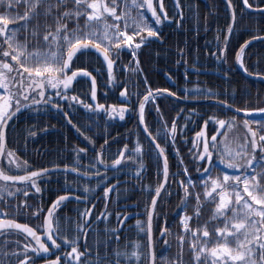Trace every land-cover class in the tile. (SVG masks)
<instances>
[{
  "label": "snow or ice",
  "instance_id": "6c2138e0",
  "mask_svg": "<svg viewBox=\"0 0 264 264\" xmlns=\"http://www.w3.org/2000/svg\"><path fill=\"white\" fill-rule=\"evenodd\" d=\"M225 4L231 14V23L227 26L228 35L224 38L223 47L218 46L219 56L217 59L221 63L227 62L228 40L233 34L237 22V5L233 3V0H225ZM175 5L179 9L181 7L180 0H175ZM117 7L116 0H112L111 6L101 3L100 0H0V90H3V94H0V181L5 182L4 186H0V193L5 190L7 182H11L13 185H19L16 189L17 193L22 192V195L28 198L27 188L35 189L36 193H41L37 181L50 175L47 168L38 171L28 170L26 162L21 165L15 153L6 149V131L11 127V124L15 123L19 115L23 114V111L31 110L40 114L42 108L54 109L57 113L68 117L69 113L64 111L60 103L65 101L68 102L69 108L79 104L97 115L104 113L112 119H115V115H118L121 121L125 119L124 114L128 111L125 107L117 108L112 105L106 108L103 104H90L80 100L79 96L69 97L68 95L70 91L74 90V82L77 84L81 82L79 77L90 78L91 100L95 101L97 96L95 77L83 68H76V62L82 61V58L85 57H95L98 62L107 65L108 79L111 81L113 66L125 48L130 49L135 58L137 50L152 42V38H158L161 30L159 26L168 21V14L163 9L162 0L159 3L160 15L153 7L152 0H131L130 5L125 2V10L119 13ZM239 7L241 19L245 12L250 16L255 14L264 18V0H239ZM130 9L137 10V16L131 21L134 25L131 35L128 34ZM141 9L143 11H140ZM105 13L113 18V24H102L107 19ZM178 15L181 19L183 18L182 13H178ZM122 18L125 21L123 30L119 27ZM145 32L146 36L143 35ZM21 34H23L22 38ZM134 36L139 37V42L135 44H133ZM32 41H34V48L30 51L29 44ZM254 41L264 44V35H252V38L245 41L239 51L235 53L236 64L248 75H252V73L249 72L244 57L246 49ZM213 55L216 56V53ZM74 68L76 70H73ZM13 72L16 73L15 76L12 75ZM257 75L264 78V74L258 72ZM225 78H227V74H225ZM185 80H187V74H185ZM182 91L185 100L189 96H204L209 99L217 96L210 90L199 88H185ZM156 92L161 96L164 93H167V97L175 96V93L169 92L167 89H157ZM120 95L121 97L126 96V91H122ZM155 98V94L149 89L143 100L139 102V123L144 125L143 132L149 138V150L154 145L157 150V159L164 157L163 175L166 183L168 178L167 157L165 149L156 143V140L160 138L159 130L154 135L153 131L145 124L144 118L145 104L154 103ZM216 103L226 111H234L235 115L227 120L209 117V120H213L218 125L217 134L225 139L218 141V135H213L210 141L205 140L203 154L199 156V159L206 160L209 164L212 163L213 157L210 148L216 150L218 143H227L228 133L235 125L236 116L242 111L244 112L243 127L246 129L247 135L244 143L238 145V151L233 153L228 150L226 153H221L223 158L220 159V163L224 165L225 169L233 170V174L226 171L222 178L219 176L212 178L210 168L203 170L205 174L201 177L204 188L203 196L206 202L215 204L209 221L200 224L203 207L201 194L190 191V189H195V182L190 177L187 183L180 181V186L185 194L183 201L185 208L189 197L194 198L195 205L192 216L180 217L179 223L183 228V232L178 235L180 252L169 264H184L183 247L186 242L192 253L193 264H264V120L249 119L257 113L264 115V108L257 109L254 113L247 109H233L226 100L217 99ZM156 111L160 114L159 107L156 108ZM67 122L85 140L92 143L90 138L85 136L71 119H68ZM252 123L257 125L256 130L251 127ZM207 124L208 121H205V126ZM164 128L165 136H167L166 123ZM42 131L46 133L47 129ZM175 133L176 122L173 121L171 124L173 139ZM37 134L35 125L27 129L28 138H35ZM203 135V132L197 133V136L202 137ZM107 143L108 141L105 140V144ZM73 151L76 152L77 164L71 168L65 166L63 171L65 174L75 173L78 178L93 171L96 176L104 179L100 173V165H103L105 170L111 168L118 171L120 167L129 166V161L135 164L137 158H141L143 155V147L137 141L132 148L125 144L124 150L118 152L117 158L110 165L101 158V153H96L89 161V165L84 167L79 164V161L87 155L86 149L76 148ZM125 153H127L126 158ZM5 157L8 158V167L15 164L18 172L23 170L25 174H6L3 170L5 167L3 158ZM140 167H143L142 164ZM185 174H187V169H185ZM136 175L139 176L140 172L137 171ZM161 188H163V184L155 189V195L151 199V210L147 212L146 228L141 225L140 221H137L139 230L146 234L147 253L142 251L144 246L140 242L130 241L131 248L126 244L123 250L119 247L113 250V264H144L145 258L149 264H156V256L152 251V212L155 210ZM108 191L111 189L105 191V196ZM8 195L15 194L8 191ZM69 199L68 196H59L47 210L42 229L45 236L44 242L38 235L41 229L34 230L27 224L17 223L14 219L7 218H0V236L7 234L4 230H15L17 233L25 234L26 237H31L36 246L25 244L24 248L33 254L49 253L47 241H50L51 246L55 249H60L62 246L70 248L71 251L65 254L64 264H80L83 253H80L77 247L79 236L62 235V225L55 217L54 210ZM0 200H2V196H0ZM23 209L31 210V206L27 204L26 200L23 205L17 206L18 211ZM43 211V208L37 206L32 215L39 219ZM79 215L83 218H90L91 210L85 209ZM6 216L7 213L0 212V217ZM191 221L196 223L195 228L190 226ZM213 221L216 223L213 230L210 231L208 224ZM71 223L72 221L69 220L68 224ZM84 223H87V219L84 220ZM76 231L78 234L82 232L79 223ZM167 235V229L161 231L162 238ZM113 236L118 243L120 237L117 230H113ZM57 240H60L61 243L58 244ZM164 243L167 244L166 239ZM28 251L24 252V259H19L21 254L18 252H13L11 255L18 258V264H34L28 256ZM4 255L7 256L8 252L5 251ZM60 261L61 257L58 256L51 264H60Z\"/></svg>",
  "mask_w": 264,
  "mask_h": 264
},
{
  "label": "trees",
  "instance_id": "16d2710c",
  "mask_svg": "<svg viewBox=\"0 0 264 264\" xmlns=\"http://www.w3.org/2000/svg\"><path fill=\"white\" fill-rule=\"evenodd\" d=\"M233 3L237 5V22L234 26V32L228 40L226 63H221L217 59L219 50L216 56L212 54L216 49V45L220 48L224 45L227 26L231 20L230 11L226 7L224 0H180L181 7L175 10H177V17L180 16L178 13H182L183 18L181 19L180 17L175 25L174 41L178 45L184 43L187 41L188 33L191 42L192 65L205 67L214 71L213 74L209 73L206 75L204 77L205 81H203L205 86L204 90H210L217 94L212 99L226 100L235 108L255 111L264 108V81L245 77L235 67L233 55L242 43L252 38V35H264V18L255 14L250 16L245 12L243 19H241L239 14V0H233ZM185 13H189L188 22L185 20V18L187 19ZM33 48L34 41L29 44V50L31 51ZM204 50L207 51V54L204 61H202ZM244 61L252 75H257L258 72L264 74V44L259 41L253 42L246 49ZM10 62L15 63L14 61ZM225 74H227V78H225ZM12 75L15 76L16 73L13 72ZM98 78L100 83L102 78ZM99 87L100 85L98 84ZM71 96L73 95L70 94L69 97ZM81 100H87V98H81ZM60 103L64 111L69 113L68 117H65L62 113H57L54 109L46 110L42 108L40 114L27 110L22 115H19L15 123L11 124V127L6 131V149L15 153L21 165L26 162L28 170H40L42 168L56 166L64 169L65 166L69 168L76 166L77 156L73 149L83 148V146L76 138V135L80 137L81 135L68 124V119H71L85 136H88V133H90L92 137L93 128L102 120L101 117H95L93 119L91 115L79 107V104H75L69 108L68 102L61 101ZM157 107H159L160 114L156 111ZM174 107L176 110H174ZM179 107H187V109L195 111L191 117V132L193 133L199 129L201 124L205 125V121H208L207 126H205L208 138L217 127V124L213 120H209V117L227 120L234 115L214 104L183 105L180 103L177 104L173 99L166 96L160 97L157 105L152 102L146 104L145 115L146 119L150 120L148 127L153 128L156 124L159 125L160 138L156 142L165 149L168 165L167 182L157 199V204L152 214V241L156 264H169L170 261H174L178 252H180L178 235L183 232V228L179 223L180 217L193 215L195 200L189 197L185 208L183 203L185 194L183 188L180 186V181L187 183L190 177L195 182V189H190V191L201 194L203 207L200 224L202 225L210 220L215 208V204L206 202L203 196L204 188L201 177L205 175L203 172L204 168L211 169L210 175L212 178L218 176L222 178L226 171L233 174V170L225 169L224 165L220 163V159L223 158L221 153L227 152L222 147L225 144H220L216 150H212V163L206 167L205 160L199 159V156L202 154L201 141L197 142L190 139L188 142L183 143L180 141L182 134L177 135V132L175 133L174 139L172 135L169 136L168 134L165 136V123L167 124L168 132H170L173 121L177 125L183 123V116L178 115L179 117L174 120L177 112H179ZM170 108L172 112L168 111ZM236 118L242 121L244 119V117L239 116H236ZM161 119H163L164 124ZM250 120H264V118ZM91 123L92 126H89ZM145 123L147 125V121ZM33 125L36 126L38 134L35 138H28L27 129ZM251 127L253 130H256L257 125L252 123ZM116 128L118 129L116 133L119 134L117 137L114 136V131L110 134V129L106 131L105 137L102 134L100 137L96 136L97 142H100L101 139H114L115 141L114 143L108 141L107 144L104 143L97 147V153L101 152V158L105 160L106 164L110 165L117 158L118 152L124 150L125 144L129 148L135 145L134 143L136 142L130 138L134 134V138H137L143 147V155L141 158H137L135 164L129 161V166L120 167L118 171L112 170L111 168L105 170L103 165H100V173L104 179L96 176L93 171H89L79 178L75 173L65 174L64 171L55 172L48 175L44 180L38 179L37 183L41 188V193H36L35 189L27 188L29 191L28 198H25L22 192H16L19 185L7 183L5 190L0 193V196H2V200H0V212L7 213V216L0 218L14 219L20 223H28L38 229L41 224L42 215L53 198L61 194L85 195V201H87L88 196H91V201L87 203L74 200L64 201L58 207V210L55 211V217H60V220H57L60 221L63 231L69 234L74 233L76 223L77 226L79 223L81 229L88 227L89 223H92L90 228L84 233L87 235L86 239L89 240V247L87 249L91 253L100 254L103 250L113 253L114 249L118 247L121 249L123 246V238L122 228L118 219L119 214L124 212L125 207L129 210L142 211V220L140 219L139 221L146 228L148 207L155 193V189L163 179V168L162 159L160 157L157 159L156 150L153 146L149 150V142L146 141L141 133H138L137 129H129V140L122 141V138H125L123 135L125 130L122 127ZM152 128L150 130L153 133L157 131L156 129L154 130L156 127ZM43 129H47V132L42 131ZM95 133L98 134V131L95 130ZM221 138L222 136H219L218 141ZM89 146H93V143ZM232 148L235 149L234 147ZM235 150L238 151V148ZM93 157L90 155L83 157L79 161V164L87 167ZM126 157L127 153H125ZM141 164L143 166L142 168L140 167ZM3 165L5 166L3 170L6 172L10 171L12 174L24 173L23 170H19L18 172L16 165L8 167L5 161H3ZM185 169H187V174H185ZM124 171H130L133 174L130 175V173L126 176L117 174ZM137 171L140 172L139 176L136 175ZM118 181L119 183L112 189L109 196H105V191L108 189V186ZM4 185L5 183L0 181V186ZM83 189H87L88 191L85 192ZM8 191L13 192L15 195L9 196ZM230 191L232 190L230 189ZM103 197H108L107 204L105 205L107 214H101L104 210ZM25 200L31 206V210L23 209L18 211L17 206L23 205ZM92 203L95 204L91 210V217L88 218V224L86 223L84 225L83 221L87 218H82L79 214L83 212L85 205ZM37 206L44 209L39 219L34 218L32 215V212L35 211ZM69 220L72 221L70 225L68 224ZM215 223L213 221L208 224L210 231L213 230ZM190 226L195 228L197 225L194 221H191ZM164 229H167L168 235L162 238L161 231ZM113 230H117V234L120 237L118 243L113 236ZM5 232L7 233L6 235L0 236V264H18V258L11 255V253L18 252L21 254L19 259H24L23 254L25 251H28L24 248V245L30 243L22 234L16 231L7 230ZM165 239L167 240V244L164 243ZM132 240L134 241V237H132ZM141 244L144 246L142 251L146 254L148 250L146 247L147 238L145 232H141ZM5 251L8 252L7 256L4 255ZM28 256L34 264L39 261L36 259L37 254L28 251ZM183 260L184 264H193L192 253L189 251L187 242L183 247ZM144 264H148L146 258Z\"/></svg>",
  "mask_w": 264,
  "mask_h": 264
},
{
  "label": "flooded vegetation",
  "instance_id": "af4514ba",
  "mask_svg": "<svg viewBox=\"0 0 264 264\" xmlns=\"http://www.w3.org/2000/svg\"><path fill=\"white\" fill-rule=\"evenodd\" d=\"M101 3H107L109 6L112 5V0H100ZM125 2H127L129 5L131 4V0H116L117 4V12H121L122 10H125ZM161 0H152L153 7L156 9L157 14L160 15V8H159V3ZM163 3V9L165 12L168 14V21H165L162 25H160V34L158 38H152V42L148 43L146 46L141 47L139 50L136 52L135 58L131 54V50L128 48H125V50L120 54L119 59L116 60L114 66H113V79L110 81L108 79V70L106 66L100 62H98L95 57H85L82 58V61L76 62V68H83L84 70L88 71L91 73L93 77L96 79V104H103L105 105L106 108L115 105L117 108L120 107H125L128 109L127 112H125V119L121 121L119 119L118 115H115V119H112L110 116L100 113V114H94L88 110H86L84 107L79 105L80 108H82L85 112H87L93 119L95 117L99 118L101 117L102 120L101 122L93 128V137L91 136L90 133H88V137L93 143V146H89L90 143L84 139V137H80L79 135H76V138L78 141L82 144L83 148L86 149L87 155L86 156H95L97 153V147L101 146L102 144L105 143V139H101L100 142H97L96 136H106V131L110 129V134L113 132L114 136L117 137L119 136L118 129L116 127H122V129L125 130L123 133L125 138H122V141L129 140L128 139V130L132 129H137L138 133H141L142 136L147 140L145 135L142 132L141 129V124L139 123V102L143 100L144 95L147 94V91L150 89L152 92H155L157 89L164 90L167 89L169 92L175 93V96L183 98V89H204V82L205 81V76L210 74H213L214 71H211L205 67H196L195 65H192L191 63V42L189 40V34L187 33V41L184 43H176L174 41L175 39V25L180 19V16L177 17V10L175 6V0H162ZM71 7V5L69 6ZM140 11H143L141 9ZM131 16L128 18V34L131 35L133 33L134 25L132 24V18H135L137 16V10L136 9H130ZM107 19L102 22L103 23H108V24H113V18L110 16H107V14H104ZM187 16V19H189V13H185ZM150 17V13H149ZM186 22V25L188 26V23ZM124 18L121 19L119 22V27L121 30L124 29ZM81 24H83V21H81ZM101 24V27H102ZM72 25L70 24V27ZM188 30V28H187ZM143 35H147L146 32L143 33ZM139 42V37L134 36L133 37V44ZM223 47V46H222ZM221 47V48H222ZM239 48V47H238ZM238 50V49H237ZM218 47L216 45V49L214 50L213 53H217ZM237 52V51H236ZM235 52V53H236ZM212 53V54H213ZM207 54V51H203V58L202 61H204L205 56ZM219 56V55H218ZM138 61V63H137ZM235 61V54L233 55V63ZM235 65V64H234ZM73 70H76L75 68ZM210 71V72H209ZM70 74V72H69ZM185 74H187V80H185ZM102 78L99 83V78ZM80 83H75L73 84V89L68 93V95H73V96H79L80 100L81 98H87V103L93 104L91 101V96H90V78H79ZM146 81V83H145ZM98 84L100 87L98 88ZM122 91H126V96L121 97L120 93ZM156 98L154 101V104L157 105V101H159L160 97L166 96L167 93H164L163 96H161L159 93L155 94ZM175 101L177 104H183V105H193V104H186L183 102H179L175 100L173 97H170ZM206 97H188L187 100L189 99H202ZM30 102V101H29ZM153 103V102H152ZM163 103V101H161ZM147 104V103H146ZM145 104V107H146ZM196 105V104H194ZM174 110L175 107H174ZM179 112H177V115L174 117V120L177 119L179 116H183V123L182 124H176V132L177 135L180 133L182 134V138L180 139L181 142L186 143L190 139H193L194 141H201L202 145V154H203V139L201 136H197V133L203 132L205 135L206 140H210L213 135L216 134V129L212 133V135L208 138V134L205 129V125L201 124L199 129L195 131L194 133L192 131L191 127V117L193 116V113L195 111L191 109H187V107L180 108L179 107ZM181 110V111H180ZM27 111V110H25ZM23 111V112H25ZM168 111L172 112V109L170 108ZM184 112V113H182ZM179 115V116H178ZM144 118L145 121H147V126L149 124L150 120L146 119V115L144 112ZM146 124V123H145ZM92 126V123L89 125ZM144 126V125H143ZM156 127V128H154ZM154 130H159V125L156 124L154 126ZM152 127H149V129ZM152 128V129H153ZM113 129V130H112ZM95 130L98 131V134L95 133ZM223 131V130H222ZM102 134V135H101ZM109 134V135H110ZM154 135L156 134V131L153 133ZM170 135H171V128H170ZM131 140H134L136 143L138 141L137 138H134V134L131 135ZM110 143H114V139H108ZM134 143V144H136ZM210 151L212 149L210 148ZM101 153V152H98ZM83 155V154H82ZM84 156V157H86ZM3 161H5L3 159ZM8 164V162L6 161ZM15 164H12L13 166ZM56 168L57 170L50 171V174H53L55 172L63 171L62 167H47V169H52ZM36 171V170H34ZM8 175H15L18 173H10V171L6 172ZM131 172L130 171H124V172H119L117 174L119 175H129ZM137 173V172H136ZM131 173L130 175H132ZM47 176L40 178L44 180ZM124 181V180H122ZM119 183H113L114 186L111 187L113 184L108 186V189H112ZM85 191V189H83ZM83 191V192H84ZM88 191V190H87ZM111 191H108V195L111 193ZM86 192V191H85ZM59 196H68L70 199L69 200H74L77 202L81 203H87L91 201V196H88V200L85 201L86 196L81 195V196H76L73 194H61L58 195L57 197L53 198L50 202L49 205L57 199ZM78 198V199H77ZM108 197H103V202H104V210L102 211L101 214L106 213V207L105 205L107 204ZM96 203V202H95ZM94 203V204H95ZM102 203V202H101ZM94 204H89L85 205L83 208V211L85 209H90L92 210V207ZM48 205V207H49ZM87 206V207H86ZM47 207V208H48ZM45 209L42 219H41V224L39 226V229H41L40 232H38V235H43V217L45 215V212L47 210ZM58 208L54 211H57ZM109 213V212H108ZM142 211L138 210H129L127 207H125L124 212L120 213L118 216L121 228H122V238H123V246L121 250L124 249V246L127 244L129 248H131V244L129 243L132 240V237H134V241L140 242L141 243V231L137 227V221H139L142 218ZM107 214V213H106ZM61 215V213H60ZM83 218V217H82ZM126 218V219H125ZM56 219L60 220V217L56 216ZM142 220V219H141ZM88 218H87V224H88ZM27 224L28 226L32 227L34 230L37 228L33 227L31 224ZM83 224L85 225L84 221ZM92 223H89L88 227H84L82 229L81 233H77V223H76V228L74 230V233H66L61 229V234L62 235H67L69 237H76L77 235L79 236L78 238V250L80 253H83V255L80 258V264H113L114 261V256L112 252H106L103 250L100 254H95L91 253L88 251L87 247H89V240L86 239V236L84 233L86 230L90 228ZM85 230V231H84ZM7 231V230H4ZM8 231H13V230H8ZM24 236V235H23ZM25 237V236H24ZM28 242L31 244V246H34L33 243L25 237ZM42 242L45 240V236L42 237ZM47 246L49 247V253H40L37 254L36 259L39 261L35 264H46L49 263L51 264L52 261H55L56 258L59 256L61 257L60 264H64V257L66 252L71 251L70 248H64L63 246L60 249H55L51 246V242L47 241ZM57 243H61L60 240H57ZM31 252V251H30Z\"/></svg>",
  "mask_w": 264,
  "mask_h": 264
},
{
  "label": "water",
  "instance_id": "95a60500",
  "mask_svg": "<svg viewBox=\"0 0 264 264\" xmlns=\"http://www.w3.org/2000/svg\"><path fill=\"white\" fill-rule=\"evenodd\" d=\"M225 1V0H224ZM230 23H231V20H230ZM227 35H228V33H227ZM226 35V36H227ZM251 39V38H250ZM250 39H248V40H250ZM255 42V41H254ZM245 43V42H244ZM244 43H242L240 46H242ZM240 46H239V48H240ZM239 48H238V50L237 51H239ZM102 59V58H101ZM234 64H235V67L238 69V70H240V72L245 76V77H247V78H250V79H256V80H261V81H264V78H261V76H259V75H248V74H246L242 69H240L239 68V66L236 64V62L234 61ZM105 66H106V68H107V65L106 64H104ZM210 72V71H209ZM211 73V72H210ZM154 94H157V92L155 91V92H153ZM173 98L175 99V100H177V101H179V102H183V103H186V104H214V105H217V103H216V101L217 100H215V99H212V98H202V99H189V100H185V99H183V98H180V97H177V96H173ZM92 101V100H91ZM30 103V102H29ZM92 103L93 104H96V100L95 101H92ZM218 106V105H217ZM232 108L233 109H236L235 107H233L232 106ZM229 112H231V113H233V114H235L234 113V111H229ZM237 116H240V117H244V112L242 111L239 115H237ZM264 118V115H261V114H256V115H254L253 117H249V119H263ZM143 128H144V126L142 125L141 126V129H142V132H143ZM222 131V130H221ZM143 134L145 135V137L147 138V140L149 141V138H148V136H147V134H145L144 132H143ZM215 135H218L217 134V132H216V134ZM202 139H203V144H204V141L206 140L205 139V135H203L202 136ZM153 147H154V145H152ZM155 148V147H154ZM157 151V150H156ZM161 159H162V163H163V168H164V157H161ZM208 162L206 161V166H208ZM53 170H57L56 168H52V169H49V171H53ZM36 171H38V170H36ZM23 174H25V173H22L21 175H23ZM2 182H4V181H2ZM5 183V182H4ZM7 183H11V182H7ZM161 184H163V188H161V192H162V190L164 189V187H165V181H164V175H163V179H162V181H161V183H160V185ZM114 186V184L111 186V187H113ZM161 194V193H160ZM154 195H155V193H154ZM153 195V196H154ZM58 199V198H57ZM57 199H55V200H57ZM157 199H158V197H157ZM54 200V201H55ZM53 201V202H54ZM52 202V203H53ZM52 203L49 205V207L47 208V210L51 207V205H52ZM47 210H46V212H45V215H44V217H46L47 216ZM151 210V201H150V204H149V207H148V211H150ZM153 213V212H152ZM44 217H43V220H44ZM147 216H146V226H147ZM17 222V221H16ZM17 223H19V222H17ZM21 224H23V223H21ZM30 227V226H29ZM15 231V230H14ZM22 234V233H21ZM25 237H26V235L25 234H23ZM41 236V239H42V237H44V234L43 235H40ZM32 243H33V245L34 246H36L35 245V241L34 240H32V238L31 237H27ZM152 251H153V246H152ZM46 264H49V263H46ZM148 264H149V262H148Z\"/></svg>",
  "mask_w": 264,
  "mask_h": 264
},
{
  "label": "rangeland",
  "instance_id": "374dc122",
  "mask_svg": "<svg viewBox=\"0 0 264 264\" xmlns=\"http://www.w3.org/2000/svg\"><path fill=\"white\" fill-rule=\"evenodd\" d=\"M0 94H3V90H0ZM246 135L247 132L246 129L243 127V121L236 118L234 127L228 133L227 143L225 145H221L226 151L230 150L234 153V151H236L235 149L238 148V145H241L243 143ZM224 139V137L221 138V140ZM218 145L220 144L218 143ZM232 147H234L235 149H233ZM4 160L5 163L6 161L8 162L7 157H5Z\"/></svg>",
  "mask_w": 264,
  "mask_h": 264
},
{
  "label": "bare ground",
  "instance_id": "6f19581e",
  "mask_svg": "<svg viewBox=\"0 0 264 264\" xmlns=\"http://www.w3.org/2000/svg\"><path fill=\"white\" fill-rule=\"evenodd\" d=\"M256 111H254V113H255Z\"/></svg>",
  "mask_w": 264,
  "mask_h": 264
}]
</instances>
